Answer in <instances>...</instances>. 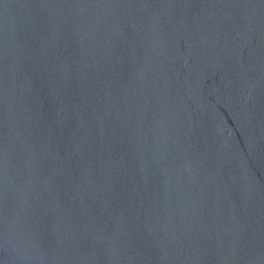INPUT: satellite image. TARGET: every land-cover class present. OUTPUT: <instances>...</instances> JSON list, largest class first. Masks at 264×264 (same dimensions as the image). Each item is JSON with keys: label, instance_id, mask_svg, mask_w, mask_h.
I'll list each match as a JSON object with an SVG mask.
<instances>
[{"label": "water", "instance_id": "95a60500", "mask_svg": "<svg viewBox=\"0 0 264 264\" xmlns=\"http://www.w3.org/2000/svg\"><path fill=\"white\" fill-rule=\"evenodd\" d=\"M0 264H264V0H0Z\"/></svg>", "mask_w": 264, "mask_h": 264}]
</instances>
